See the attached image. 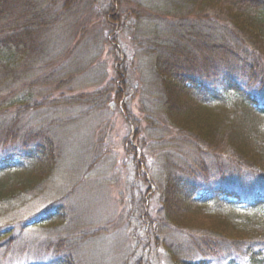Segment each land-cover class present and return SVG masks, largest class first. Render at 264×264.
<instances>
[{
  "label": "trees",
  "instance_id": "obj_1",
  "mask_svg": "<svg viewBox=\"0 0 264 264\" xmlns=\"http://www.w3.org/2000/svg\"><path fill=\"white\" fill-rule=\"evenodd\" d=\"M155 1L0 0V218L18 198L55 190L71 128L81 135L78 160L90 163L79 182L116 181L93 168L114 160L98 129L124 103L154 192L147 197L143 175L138 200L127 184L114 223L147 219L173 264H264V0ZM115 31L128 36L129 56L125 74L109 78L96 60L104 46L121 65L108 40ZM66 209L55 200L30 220L59 223L55 241L34 250L21 248L15 227L0 229V255L13 244L21 264H82L84 228L105 235L113 221L67 229Z\"/></svg>",
  "mask_w": 264,
  "mask_h": 264
},
{
  "label": "rangeland",
  "instance_id": "obj_2",
  "mask_svg": "<svg viewBox=\"0 0 264 264\" xmlns=\"http://www.w3.org/2000/svg\"><path fill=\"white\" fill-rule=\"evenodd\" d=\"M144 1L156 2L155 0ZM128 39L125 32L118 33V31H115L113 36L108 39L112 44H116L121 65L114 63L108 47L103 46L104 48L102 47L98 54L96 67L99 71L106 69L111 75L109 78L114 77L115 68L117 71L120 70L122 74L124 73L125 58L129 56ZM115 79L118 84L119 80L116 77ZM119 85L120 90H123V82ZM77 90H75V94ZM123 105L124 103H119L117 106L111 107L110 112L106 114L107 117L102 119L103 125L98 129L103 139V148L110 150L114 160L112 159L113 161L108 163L106 167L99 168L97 166L93 168L94 172L105 168L104 171L107 173L103 172L104 175H101L100 181L103 176H115L116 181L107 184H95L97 178L89 175L87 180L79 182L80 175L84 174V170L89 167L90 163L78 160V155H84V151L80 149L81 135L77 134L75 128H71V133L65 134V137L62 138L65 158L60 162V170L53 181L55 190L45 197L22 196L18 198L5 207L3 217L0 218L1 231L15 227L13 231H17L15 234L20 237L21 243L19 245L22 244L21 248H24L23 244H28L34 250V243L55 241V235L51 229L58 226L59 223H44L38 227H33L30 220L51 207L55 200H61L65 203L68 215L71 217V224L65 227L67 229H77L79 224L87 225L89 222L95 224L98 219L106 218L105 221L107 222L113 221L105 235H100V233L94 235L91 233L94 230L90 231L92 227L84 228L85 231H89L87 234L91 235L83 238L77 248L80 257L83 259L82 264H173L168 253L156 245L152 236L148 234L150 228L147 219L144 220V217L137 215L133 217L135 219L130 223L127 221L114 223V219L123 214L121 212L123 206L129 204L131 195L129 196L127 184L132 183L137 188V193L133 196L135 200H138L139 196L137 195L143 191V175L148 188L151 190L149 194L147 193V197L154 192L147 170L141 163L142 153L137 145V131L134 126H128L125 122V114L122 112ZM129 112L136 118L140 115L137 100L131 104ZM70 114L74 116L76 113L71 112ZM91 122L93 123V121ZM96 123L95 121L92 126H99ZM92 126L90 127L91 130L97 131ZM127 150L133 157V161L129 163L125 160ZM138 181H141V185ZM99 185L102 186L101 190L98 188ZM24 223H27L26 228L20 234L18 225ZM30 243L31 245H29ZM12 247H14L13 244ZM11 248L7 249L8 254L0 255V264H8L9 261L13 262L11 264H21L26 260V258L19 259L18 245L17 248ZM30 254L28 258H31L32 254Z\"/></svg>",
  "mask_w": 264,
  "mask_h": 264
}]
</instances>
